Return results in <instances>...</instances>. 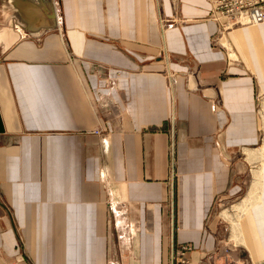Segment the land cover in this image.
<instances>
[{"label":"crops","instance_id":"crops-1","mask_svg":"<svg viewBox=\"0 0 264 264\" xmlns=\"http://www.w3.org/2000/svg\"><path fill=\"white\" fill-rule=\"evenodd\" d=\"M211 6L0 0V264H264V24Z\"/></svg>","mask_w":264,"mask_h":264},{"label":"built area","instance_id":"built-area-1","mask_svg":"<svg viewBox=\"0 0 264 264\" xmlns=\"http://www.w3.org/2000/svg\"><path fill=\"white\" fill-rule=\"evenodd\" d=\"M211 17L223 21L225 27H247L264 24V0H210ZM57 28V27H56ZM99 133V131H95ZM101 170V175H104ZM112 210L113 204L111 203ZM115 216L117 213L113 210ZM123 236L119 235L121 239ZM193 250L188 244L175 248L172 264H193L187 254Z\"/></svg>","mask_w":264,"mask_h":264},{"label":"rangeland","instance_id":"rangeland-1","mask_svg":"<svg viewBox=\"0 0 264 264\" xmlns=\"http://www.w3.org/2000/svg\"><path fill=\"white\" fill-rule=\"evenodd\" d=\"M242 205H243V204H242ZM242 205H241V206H242ZM228 206H229L228 203H224L218 211H219V212H220L221 210L225 211V210L228 208ZM241 206H240V207H241ZM237 207H238V206H237ZM237 207L235 208V210H236V211H237V210L240 211V207H239V208H237ZM236 211H235V212H236ZM235 212H234V215H233L232 217L235 216ZM225 213H226L225 218H227V215L229 216V214H227V212H225ZM222 216H223V214H222ZM223 217H224V216H223ZM230 220H231V218H230ZM20 260H21V259H19V260L12 259L11 262H10V264H20V263H19ZM17 261H18V262H17Z\"/></svg>","mask_w":264,"mask_h":264},{"label":"bare ground","instance_id":"bare-ground-1","mask_svg":"<svg viewBox=\"0 0 264 264\" xmlns=\"http://www.w3.org/2000/svg\"><path fill=\"white\" fill-rule=\"evenodd\" d=\"M73 4V3H72ZM82 7V6H81ZM57 22V21H56ZM244 211V208H242V207H240V211H236V218L235 219H231L232 220V223H233V225H234V227L237 229V222H238V218H239V216H240V214L242 213ZM223 213V215L225 216L226 215V213H225V211L224 212H222Z\"/></svg>","mask_w":264,"mask_h":264},{"label":"water","instance_id":"water-1","mask_svg":"<svg viewBox=\"0 0 264 264\" xmlns=\"http://www.w3.org/2000/svg\"><path fill=\"white\" fill-rule=\"evenodd\" d=\"M1 130H2V129H1V126H0V132H2Z\"/></svg>","mask_w":264,"mask_h":264}]
</instances>
